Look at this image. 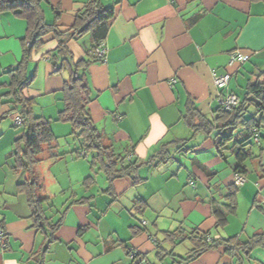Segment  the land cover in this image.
<instances>
[{
	"label": "crops",
	"instance_id": "obj_1",
	"mask_svg": "<svg viewBox=\"0 0 264 264\" xmlns=\"http://www.w3.org/2000/svg\"><path fill=\"white\" fill-rule=\"evenodd\" d=\"M87 2L45 0L46 20L56 21L66 30ZM103 2L113 5L115 12L103 40L104 58L92 63L85 72L91 88L89 109L93 120L116 153L140 161L155 160L166 145L170 158L157 166H143L139 172L145 179L140 183H134L129 176L110 183L100 165L93 166L91 159L95 153L89 152L87 157L77 154L82 142L71 153L58 148L59 156L47 157L40 163L49 162L45 175L39 171L42 195L50 198L45 203L46 215L50 221H57L64 213L55 233L56 240L45 251L47 234L33 226L27 195L18 190L29 174L26 170H15L11 156L15 140L26 133L22 124H16L19 112H14L16 104L9 92V70L22 59L27 21L12 12L0 11V220L6 233L5 245H0V264H34L35 259L42 257L43 264H133L129 248L152 262L148 257L155 253L154 239L158 236L148 221L155 217L153 222L157 225L161 213L174 201L177 205L169 211L173 223L163 231L183 227L186 232L213 231L215 238L236 235L247 240L255 232L264 230V141H253V151L258 155L253 158L256 177L246 178L239 185L236 212L228 215L223 230L215 232L211 200L224 201L222 190L226 188L227 192L226 184L233 180L232 170L219 179L218 169L211 177L194 163L190 169L187 155L191 151L215 148L212 141L215 133L210 137L204 133L194 135L183 119L190 100L202 114L214 117L219 107L214 74L230 72L228 89L241 101L249 83L256 79L259 70H264V0ZM57 45V40L48 35L43 47L33 52L26 71L27 77L33 79L24 93L35 98L34 113L49 118L54 133L60 138L72 133V129L69 132V123L57 119L65 106L62 90L66 78L54 72L55 66L48 54ZM90 45L91 41L82 38L68 41L76 59L88 57ZM236 49L249 58L230 65V53ZM32 64L35 68L30 75L28 70ZM182 140H187L186 146L178 151ZM186 147L191 148L186 151ZM193 158L205 163L197 153ZM220 162L216 153L205 164L215 169ZM176 163L188 169L186 183L181 184L174 168ZM191 170L195 173L192 179ZM100 172L104 173L105 180ZM90 175L95 182L86 187L83 182ZM175 175L178 181H173ZM198 182L204 188L197 194ZM189 186L195 189L194 193ZM217 190L222 192L218 196ZM63 193L65 198H60L63 202L59 208L55 199ZM183 193V198L179 197ZM82 198L87 201L76 202ZM137 204L141 212L136 210ZM142 215L146 219L142 221L146 222V231L138 232L143 227ZM190 248L175 252L186 255ZM245 262L264 264V248H255ZM188 264L240 262L222 251L211 250Z\"/></svg>",
	"mask_w": 264,
	"mask_h": 264
},
{
	"label": "trees",
	"instance_id": "obj_2",
	"mask_svg": "<svg viewBox=\"0 0 264 264\" xmlns=\"http://www.w3.org/2000/svg\"><path fill=\"white\" fill-rule=\"evenodd\" d=\"M44 1L0 0V11L12 12L27 21L22 59L9 70L11 74L9 92L16 104L14 112L18 110L26 133L15 140V148L11 156L15 170H26L29 174L25 181L19 184L18 190L27 195L33 226L38 230L42 229L47 234L48 242L45 248L47 251L56 240L55 233L61 226L64 213L57 221H50V217L46 215L45 203L49 202L50 198L42 195L43 181L37 168L45 158L59 156V138L53 131L50 119L34 113L35 98L27 96L24 92L33 79L26 75L28 62L33 52L43 47L48 35H52L58 43L57 47L48 53L55 66L54 72L63 74L65 71L67 73L62 90L65 106L59 111L57 119L71 123L72 133H76L78 138L82 139L81 147L76 150L78 155L87 157L89 152L95 153L91 162L93 166L100 165V170L104 171L110 183L126 176L131 177L134 183H140L145 179L140 174V169L145 165L157 166L167 161L170 158V151L164 145L154 157L157 162L152 158L141 161L138 158L128 159L127 155L116 153L112 144L105 140L91 115L89 109L91 88L85 72L92 63L103 59L91 53L90 50L98 47L107 37L115 7L104 4L103 0H89L76 14L74 23L66 30H62L56 21L47 22ZM86 34L90 35L91 41L90 50L87 49L89 56L76 59L68 46V41L80 39ZM214 114L213 118L207 117L194 105L193 100H190L183 119L192 128L194 135L204 133L210 137L215 133L212 141L217 157L221 161H227L229 155H233L235 159L231 171L233 180L226 184L227 192L224 194V201L211 200L216 219L214 231L220 232L228 222V215L237 210L239 184L235 181V175L240 174L247 177L249 173L247 161L258 157L252 148L253 141L257 142L259 139L264 141V70H259L256 79L249 83L238 105L231 110L219 106ZM179 141L181 140L175 142ZM186 141L182 140L183 144L179 145L178 151H182L186 146ZM188 148H185L186 151L189 150ZM82 151L86 154H82ZM193 163L209 177L219 172L215 167L213 169L197 158H193ZM189 176L192 179L195 173L191 170ZM94 182V176L90 175L84 179L83 184L90 187ZM84 199L87 198L76 202L87 201ZM136 210L141 212L140 204L136 205ZM144 226L146 225L137 231H146ZM0 227L4 232L3 240H6L3 220H0ZM213 234V231L201 233L196 229L186 232L183 227L173 231L164 230L161 239H154L157 264H187L211 250L222 251L239 260L240 264H246L245 260L251 256L255 248H264V230L255 232L247 240H241L236 235L230 237L220 235L215 238ZM185 240H189L192 247L186 255H180L175 252V249ZM125 246L128 249L129 246L127 244ZM128 254L133 255V264H155L130 248ZM43 261V257L38 258L35 259L34 264H43Z\"/></svg>",
	"mask_w": 264,
	"mask_h": 264
},
{
	"label": "rangeland",
	"instance_id": "obj_3",
	"mask_svg": "<svg viewBox=\"0 0 264 264\" xmlns=\"http://www.w3.org/2000/svg\"><path fill=\"white\" fill-rule=\"evenodd\" d=\"M82 40L85 41H90V38L88 35H85L82 37ZM30 69L28 70V74H32L33 71H34V65L32 64L31 67H29ZM63 75L67 77V73L64 71L63 72ZM252 111V110H251ZM63 122V121H62ZM69 123V122H68ZM68 125H70V130L69 132L71 131L72 129V125L71 123H69ZM22 126H18L17 128H20ZM21 129H24L23 127ZM26 129V128H25ZM82 142V139L81 138H78L77 134L76 133H70L66 136H63V137H60L59 138V147L60 150H67L68 152L67 153H71L72 149L74 148V146L77 145H80V143ZM195 153H197L198 157L202 160H205V163L209 162L212 160V155H215L217 152H216V149L215 148H212L210 151L209 149L208 150H203V151H200V152H190L187 157L189 158L188 159V162H189V167L190 169H192V167L194 168V165H193V160L191 158L195 157ZM72 155V154H70ZM185 157V155H184ZM227 161L226 160H222L220 162V164L216 165L215 168L218 169L220 172L218 173V177L219 179H222L223 177H225L228 173H230V171L232 170V165L235 163V159H234V156L233 155H229L227 157ZM187 160V159H186ZM47 161V160H46ZM49 163V162H48ZM46 162H44L43 164H40L37 168L38 172H42V174H46V171L44 170L45 167H49ZM176 166H174L175 168V172H178L179 173V179L180 181L182 180L181 184L185 181V183L187 182V178H188V169L186 167H178V163L175 164ZM247 165L249 167V173H248V180H251V177H256V171H255V166H256V159H249L247 161ZM40 174V173H39ZM100 176L102 177V179H106L105 175L103 172H100ZM173 181H178V177L177 175H175L173 177ZM203 183L202 182H198V185H197V191L196 193H201V190L204 188V185H202ZM99 185H97L96 187H98ZM185 187L188 189V185H185ZM189 189L191 191H193V193L195 192L194 190L195 189H192L190 186H189ZM97 190V188H96ZM101 192V191H99ZM223 192V193H222ZM222 192H220L219 190L216 191V196L220 195V193L222 194H226V188H223ZM68 193V192H67ZM102 193V192H101ZM184 196V193L179 196V197H182L183 198ZM64 197V193L60 195V197H56L55 199V203L58 205L59 208H61V206H59L63 201ZM62 198V199H60ZM65 198V197H64ZM178 200V198L176 199V201ZM103 201V198L101 197V195L98 197V202L99 204H101ZM176 203L175 201L173 202V204L169 207H167V209H165L164 212L161 213V216L158 218V222H157V225H154V222H153V219H155V217H152V219H150L148 222L150 224L149 227L152 228L153 230V233H157V236L158 238H162V235H163V229H166L170 226L171 223H173L172 221V213H169L170 211V208H175V206L177 205L174 204ZM141 223L143 220L146 221L144 215L141 216ZM192 246V244L190 243L189 240H186L184 242H182L181 244H179V246L176 247L175 250L180 251V252H185L187 250V248H190ZM148 259L152 262H156L158 263L157 259H156V254L153 253L152 255H149ZM188 264V263H187Z\"/></svg>",
	"mask_w": 264,
	"mask_h": 264
},
{
	"label": "built area",
	"instance_id": "obj_4",
	"mask_svg": "<svg viewBox=\"0 0 264 264\" xmlns=\"http://www.w3.org/2000/svg\"><path fill=\"white\" fill-rule=\"evenodd\" d=\"M27 45H29V43ZM92 52L95 55H97L98 57L104 58L106 48L104 47L103 42H101V44L98 47H96L94 50H92ZM248 58H249V56L247 54L240 51L239 49H236L230 53L229 64L233 65L235 63H243ZM231 78H232V75L228 71L224 72L220 75L214 74V83H215V86L217 89L219 106H221L222 108L227 109V110H231L233 107L238 105L240 102V99L237 96V94L234 92H231L228 89ZM15 120H16V124H18V125H20L23 122V119L20 115H17ZM82 154H86V152L82 151ZM130 157L131 156L129 155L128 159ZM245 180H246V178L244 176H242L240 174L235 175V181L237 182V184L241 185L245 182ZM143 224L145 225L146 222L144 221ZM3 233H4L3 229L0 227V245L1 246L5 245V244H3L4 243Z\"/></svg>",
	"mask_w": 264,
	"mask_h": 264
},
{
	"label": "clouds",
	"instance_id": "obj_5",
	"mask_svg": "<svg viewBox=\"0 0 264 264\" xmlns=\"http://www.w3.org/2000/svg\"><path fill=\"white\" fill-rule=\"evenodd\" d=\"M91 53H92V50H91ZM129 156V155H128ZM142 224H143V222H142ZM144 225V224H143ZM146 225V224H145Z\"/></svg>",
	"mask_w": 264,
	"mask_h": 264
}]
</instances>
